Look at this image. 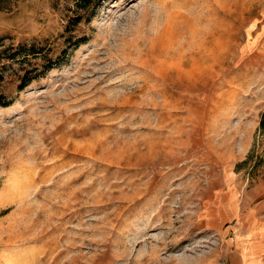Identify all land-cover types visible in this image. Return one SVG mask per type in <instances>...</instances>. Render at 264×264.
I'll return each mask as SVG.
<instances>
[{"label":"rangeland","instance_id":"1","mask_svg":"<svg viewBox=\"0 0 264 264\" xmlns=\"http://www.w3.org/2000/svg\"><path fill=\"white\" fill-rule=\"evenodd\" d=\"M77 1L0 0V264H264V0Z\"/></svg>","mask_w":264,"mask_h":264},{"label":"trees","instance_id":"2","mask_svg":"<svg viewBox=\"0 0 264 264\" xmlns=\"http://www.w3.org/2000/svg\"><path fill=\"white\" fill-rule=\"evenodd\" d=\"M103 1H107V0H78L77 1V8L78 10L80 11H88L90 5H92L93 3L95 4H98L99 2H103ZM77 20L75 21L74 23V26H78L81 22L80 19L76 18ZM73 21H70V23H72ZM70 27V26H67V28ZM23 49H19V51H21ZM29 55H24L21 60H20V63L22 64H29V56H33V57H37L38 54H40L42 51L39 50V52H36V49H30L29 51ZM12 59H14L15 57L12 56L11 57ZM1 60V58H0ZM52 68V65H48L47 68H46V71H49L50 69ZM27 74L24 76L22 82H21V85L19 86V90L20 91H23L26 87H27V83L25 82V78H27ZM2 80H0L1 82ZM12 104V101L9 100L7 97L3 96L0 94V108H6V107H9L10 105ZM263 123H264V120H263Z\"/></svg>","mask_w":264,"mask_h":264}]
</instances>
